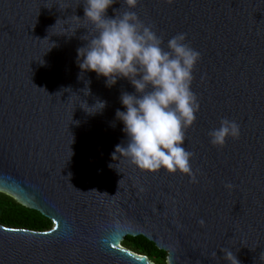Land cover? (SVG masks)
Segmentation results:
<instances>
[{
	"label": "water",
	"instance_id": "95a60500",
	"mask_svg": "<svg viewBox=\"0 0 264 264\" xmlns=\"http://www.w3.org/2000/svg\"><path fill=\"white\" fill-rule=\"evenodd\" d=\"M83 3L0 0V193L53 225H0V264H154L122 246L138 236L166 264H228L224 249L264 264V0H138L132 9L116 0L107 11L135 12L165 51L183 33L200 53L199 111L183 145L196 182L113 156L127 144L120 96L135 89L79 68L77 49L93 34L75 19ZM97 101L106 106L88 113ZM224 118L240 136L216 147L208 133Z\"/></svg>",
	"mask_w": 264,
	"mask_h": 264
},
{
	"label": "clouds",
	"instance_id": "9594fccd",
	"mask_svg": "<svg viewBox=\"0 0 264 264\" xmlns=\"http://www.w3.org/2000/svg\"><path fill=\"white\" fill-rule=\"evenodd\" d=\"M124 2L129 9L138 4V0ZM114 3L116 0H84L83 19L75 16L93 29L86 46L77 49L81 71L104 77L108 87L118 79H127L135 89L134 93L122 92L120 96L123 110L117 109L115 117L123 124L127 144L116 145L113 156L120 153L140 170L179 172L196 182L190 163L193 153L183 145L186 130L193 125L199 111L191 83L200 53L184 43L183 33L168 40L165 51L162 39L135 12L109 17L107 11ZM93 106L96 110L88 113L101 111L106 101H97ZM208 135L213 146L223 147L227 138H239L240 126L224 118ZM225 187L231 189L233 185L229 183ZM223 251L228 264H240L231 250Z\"/></svg>",
	"mask_w": 264,
	"mask_h": 264
},
{
	"label": "trees",
	"instance_id": "16d2710c",
	"mask_svg": "<svg viewBox=\"0 0 264 264\" xmlns=\"http://www.w3.org/2000/svg\"><path fill=\"white\" fill-rule=\"evenodd\" d=\"M0 225L13 229L46 232L52 229L50 220L40 213L18 204L13 198L0 193ZM122 246L136 254L148 257L154 264H166L167 253L142 236L126 237Z\"/></svg>",
	"mask_w": 264,
	"mask_h": 264
}]
</instances>
